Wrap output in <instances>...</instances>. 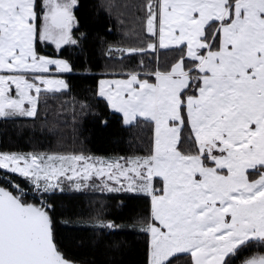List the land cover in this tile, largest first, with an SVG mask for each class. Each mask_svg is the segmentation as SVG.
Listing matches in <instances>:
<instances>
[{
	"label": "snow or ice",
	"instance_id": "snow-or-ice-1",
	"mask_svg": "<svg viewBox=\"0 0 264 264\" xmlns=\"http://www.w3.org/2000/svg\"><path fill=\"white\" fill-rule=\"evenodd\" d=\"M85 7L0 0V135L31 145L0 146V264H97L102 247L125 264L126 231L135 264H264V0H96L121 33L99 72ZM88 117L126 151H86Z\"/></svg>",
	"mask_w": 264,
	"mask_h": 264
},
{
	"label": "trees",
	"instance_id": "trees-1",
	"mask_svg": "<svg viewBox=\"0 0 264 264\" xmlns=\"http://www.w3.org/2000/svg\"><path fill=\"white\" fill-rule=\"evenodd\" d=\"M86 7L81 11L83 30L89 33V40L85 45L84 52L80 54L81 59L87 58L90 63L95 67V71L99 72L105 66L104 51L106 43H114L120 39V31H118V25L113 18L109 20L105 13L97 15L93 10V5L96 0H83ZM108 27H114V30L109 33ZM163 52V51H162ZM76 85V94L83 97L86 94V89L91 85V81L74 80ZM8 128L7 134L0 135V146L3 147H20L24 150H29L31 145L26 139H21L15 135L12 130V126H6ZM84 149L90 150L97 155L110 156L115 153H121L126 151L127 145L124 141L123 134L118 132V129L113 125L109 129L100 127L94 117H88L84 124ZM2 132V129H0ZM77 148L80 145H76ZM70 150V148H69ZM63 205L67 211L78 209L80 206H87V199H74L65 198ZM115 203V202H113ZM128 208L124 209L120 215L123 220L127 222L130 215L134 212L143 210V202L138 200L128 201ZM115 214V213H114ZM86 235L85 233H80ZM112 240L119 241L122 245V255L116 253L117 259H122L125 264H135L136 261L142 258L143 254V240L139 234L126 231L118 237H112ZM83 254H88V250H83ZM112 253L106 249L101 248L94 255V259L97 264H102L103 261L112 258Z\"/></svg>",
	"mask_w": 264,
	"mask_h": 264
},
{
	"label": "crops",
	"instance_id": "crops-1",
	"mask_svg": "<svg viewBox=\"0 0 264 264\" xmlns=\"http://www.w3.org/2000/svg\"><path fill=\"white\" fill-rule=\"evenodd\" d=\"M161 51H163V50H161Z\"/></svg>",
	"mask_w": 264,
	"mask_h": 264
}]
</instances>
